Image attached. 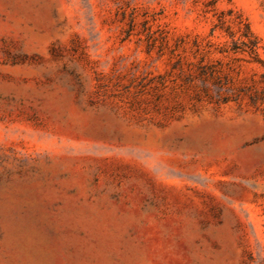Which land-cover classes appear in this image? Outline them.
I'll return each instance as SVG.
<instances>
[{
    "label": "rangeland",
    "instance_id": "obj_1",
    "mask_svg": "<svg viewBox=\"0 0 264 264\" xmlns=\"http://www.w3.org/2000/svg\"><path fill=\"white\" fill-rule=\"evenodd\" d=\"M0 264H264V0H0Z\"/></svg>",
    "mask_w": 264,
    "mask_h": 264
},
{
    "label": "water",
    "instance_id": "obj_2",
    "mask_svg": "<svg viewBox=\"0 0 264 264\" xmlns=\"http://www.w3.org/2000/svg\"><path fill=\"white\" fill-rule=\"evenodd\" d=\"M203 127H205V126H202V127H200V128H197L196 130H199V129L203 128Z\"/></svg>",
    "mask_w": 264,
    "mask_h": 264
}]
</instances>
